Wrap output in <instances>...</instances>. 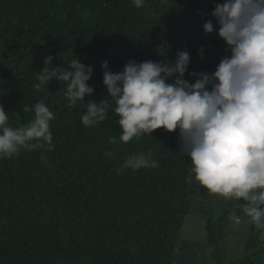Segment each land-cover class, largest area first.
Masks as SVG:
<instances>
[{
    "label": "trees",
    "instance_id": "1",
    "mask_svg": "<svg viewBox=\"0 0 264 264\" xmlns=\"http://www.w3.org/2000/svg\"><path fill=\"white\" fill-rule=\"evenodd\" d=\"M222 2L145 0L137 8L133 0H0V105L9 124L29 123L34 111L24 106L41 100L56 115L55 147L46 159L43 150L23 149L0 158V264H176L194 203L192 164L180 153L178 130L161 128L113 145L109 138L122 131L114 104L95 127L85 128L81 115L89 100L109 98L105 60L118 73L130 60L174 62L186 50L189 72H214L228 53L203 24L212 20L218 28L211 12ZM47 56L53 68H67L74 56L93 66L94 93L69 108L57 94L60 82L37 90L35 75ZM184 78L195 81L188 73ZM109 151L114 155L106 157ZM141 152L153 153L159 167L117 173ZM212 199L222 206L206 219V245L214 264H225L228 228L235 217H248L242 199ZM227 264H264L263 229L250 224L244 254Z\"/></svg>",
    "mask_w": 264,
    "mask_h": 264
},
{
    "label": "clouds",
    "instance_id": "2",
    "mask_svg": "<svg viewBox=\"0 0 264 264\" xmlns=\"http://www.w3.org/2000/svg\"><path fill=\"white\" fill-rule=\"evenodd\" d=\"M133 3L141 8L145 0ZM211 16L218 28L208 20L203 31H216L228 53L214 72H189L186 50L178 51L174 62L130 60L118 73L105 60L101 68L109 98L89 100L81 123L95 127L105 121L114 104L122 131L119 139L109 138L113 145L151 136L161 128L178 130L180 153L190 158L195 180L212 194L242 199L248 222L264 229V0H223L215 4ZM52 61L47 56L44 67L36 72V89L55 80L62 85L57 94L67 107L84 103L85 96L95 90L88 83L93 66L75 56L67 68H53ZM186 73L195 81L185 79ZM23 111H34V119L14 128L9 112L0 105V158L18 156L23 149L43 150L41 159H46L55 147L51 122L56 115L43 100L34 108L24 106ZM153 156L151 152L132 154L117 173L155 169L159 161Z\"/></svg>",
    "mask_w": 264,
    "mask_h": 264
},
{
    "label": "rangeland",
    "instance_id": "3",
    "mask_svg": "<svg viewBox=\"0 0 264 264\" xmlns=\"http://www.w3.org/2000/svg\"><path fill=\"white\" fill-rule=\"evenodd\" d=\"M191 189V197L194 201L193 212L185 218L177 248L176 264H203L204 262L214 264L213 250L206 245V219L222 206V201L214 202L212 198L217 197V194L210 193L200 185L195 180L194 174ZM250 224L245 217H235L232 220L224 245L225 264L244 254Z\"/></svg>",
    "mask_w": 264,
    "mask_h": 264
}]
</instances>
